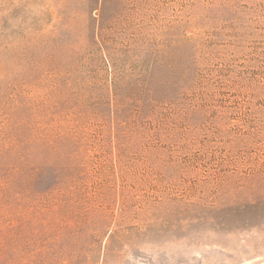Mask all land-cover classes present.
Here are the masks:
<instances>
[{
  "label": "rangeland",
  "instance_id": "1",
  "mask_svg": "<svg viewBox=\"0 0 264 264\" xmlns=\"http://www.w3.org/2000/svg\"><path fill=\"white\" fill-rule=\"evenodd\" d=\"M0 264H264V0H0Z\"/></svg>",
  "mask_w": 264,
  "mask_h": 264
}]
</instances>
